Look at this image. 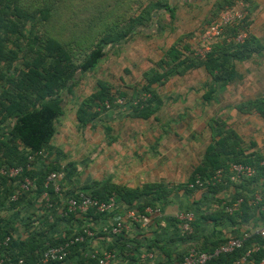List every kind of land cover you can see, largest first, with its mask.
<instances>
[{
	"label": "trees",
	"instance_id": "1",
	"mask_svg": "<svg viewBox=\"0 0 264 264\" xmlns=\"http://www.w3.org/2000/svg\"><path fill=\"white\" fill-rule=\"evenodd\" d=\"M163 1V4L157 5L126 30L102 37L78 66H74L71 56L64 50L62 42L53 37H46L42 40L41 49L37 54L39 66L31 67L27 64V69L18 71L16 75L13 74L14 72L9 74V76L0 72V80L7 81L6 84L8 85L6 88L2 87L0 95L3 99L0 100V107L4 114L13 116L10 124L0 130V168L17 166L26 168L27 164L30 163L32 167L26 169L23 176L15 179L0 177V237L5 233H18L16 225L19 222L24 226V231L18 233L19 235H14L9 244V254L13 261L21 258L28 263L36 261L45 249L46 242H50V244L59 242V240H54L49 235L50 230L52 231L57 226L74 219L75 215L73 214H69V218L64 219L54 215L52 211L44 209L45 213L39 217L36 213L35 204L42 192L46 190L52 195V203L54 204L59 203L60 200H66L68 197L77 196L80 192L100 201L114 197L117 202H123L129 207L134 206L133 204L143 197L146 199L144 204L136 206L139 210H143L146 206L155 207L154 202L161 203L173 191L185 189L189 192L200 189L196 186L193 189L188 188L189 184L195 183L196 178L204 180L217 170H222L227 174L232 164H247L254 167L255 175L242 180L245 183L239 187L240 189L244 187L245 191L236 192L227 204L234 207L232 213L228 214L222 210L220 218L222 221L226 220L231 224L247 222L252 218V213L255 209H260L264 206V201L257 193L259 189L255 188L256 183L264 180V169L260 165L264 159V152L254 150L256 144L253 141L246 143L221 115L215 116L210 123L212 142L205 150L201 165L194 169L186 184L179 186L147 184L141 188L128 189L111 184L109 181H105L102 184L92 182L88 185H81L78 183L77 169L73 166L69 169L68 163L64 161L65 158L60 152H54L56 153H53L55 156L52 154L49 143L54 134V122L63 115L66 99L80 83L83 75L93 71L100 60L106 57L112 48H120L130 36L143 33L145 29L150 31L151 27H155L159 14L167 12L170 19H173L177 3L189 4L196 0ZM234 1L227 0L225 2L227 6H230ZM243 1L247 4L250 0ZM21 4V0H0V62L6 63L8 70L11 68L10 64L15 53L10 49L6 50L5 42L9 33L13 34L17 31L20 35L21 24L24 23L25 25L23 19L26 20L29 17V14L20 6ZM248 4L245 18L238 23L227 26L223 38L213 44L210 52L203 57L193 54L188 41V44L183 43L173 46L167 54V59L160 61L157 65L161 69L168 65H171V67L163 73L152 70L148 83L143 84L137 90L135 96L139 97L140 103L136 106H130L133 116L145 118L156 108L157 97L151 88L152 81H161L169 76L182 74L191 68L203 66L209 73L212 83L224 87L235 77L236 63L247 61L253 55H261L264 52V47L259 44L249 30L252 21L251 15H253L254 10ZM37 10L39 16H41L40 19L47 20L49 18L50 10L47 7L37 8ZM222 10H216L211 19L217 18ZM15 15H18L16 20L14 19ZM144 19L150 21L149 27L145 28L142 23ZM147 31L146 33H148ZM241 33H245L246 37L242 41H236L237 36ZM190 38L188 39L191 40L192 38ZM10 59L11 61L7 63ZM142 93L149 94L150 98L142 101L140 98ZM213 93H215V87L210 86L204 96V100L209 101ZM33 94H35L34 98ZM133 96H126L120 93L114 95L107 90H101L92 97L82 100L77 111L78 121L81 124H85L99 114L119 108V106L114 105L116 98H124L128 103L133 99ZM106 104H109L110 107L107 108ZM236 109L240 113H256L264 119V96L239 104ZM4 133L7 138L3 141L1 137H3ZM42 150L46 151L48 158L53 155V160L45 168L37 171L34 167L40 157L36 156L33 162H29L28 157ZM13 154L14 157L11 158ZM52 171L60 172V192L57 195L53 192L52 187L44 188V179ZM24 176L32 180L33 188L30 192L22 195L16 202H9V196L14 192L17 183ZM228 181L231 182L229 177L225 175L223 183ZM223 183L208 188L212 192H216L222 188ZM256 195L260 197V201H256ZM22 200L27 201L24 202ZM22 205L26 208L24 215L21 214ZM11 209L10 217L4 218L1 215L2 212H8ZM90 215L95 220L100 217L93 211H90ZM203 219L206 218L203 217ZM197 224L198 221H196L195 217L191 223V228H196ZM103 237L110 240L107 250L115 255L117 253L118 256L124 259L132 253L133 248L136 249L137 245L140 246L136 240H133V243H136L134 247L132 241L127 238V234L117 236L106 234ZM225 241L219 239L208 241L204 238L202 247L197 249L201 252H212ZM78 248V246L75 247V249ZM160 249L167 254L165 248L161 247ZM254 249L256 251H253ZM248 251H251V253L246 264H258L264 258V236L249 234L244 239L240 249L230 254H221L207 264H234ZM183 254L174 259L170 258V262L167 264H175L182 258ZM83 264L98 263L95 260H90L83 262Z\"/></svg>",
	"mask_w": 264,
	"mask_h": 264
},
{
	"label": "crops",
	"instance_id": "2",
	"mask_svg": "<svg viewBox=\"0 0 264 264\" xmlns=\"http://www.w3.org/2000/svg\"><path fill=\"white\" fill-rule=\"evenodd\" d=\"M250 2L255 8L259 7V0ZM160 15L157 16L155 27L130 36L121 50L109 52L91 71L93 73L97 68L101 71V65L107 58L112 66H117L115 80L111 82L96 77L88 83L86 75L89 73L83 75L66 99L63 115L54 122V134L49 143L52 154L60 152L68 168L73 166L77 169L78 183L81 185L109 181L117 186L136 189L147 184H186L194 169L201 165L205 150L212 142L210 123L217 115L226 119L246 143L253 141L256 144L254 150L264 152V119L256 113H240L236 109L239 104L264 96V90L260 91L264 88V80L245 75L249 70L251 73L255 71V67L251 66L246 72L245 65L255 58L264 61V52L236 63V75L224 87L214 85L203 66L161 81H152L151 88L156 93L157 106L145 118L134 117L131 110L120 107L99 114L85 124L78 121L77 111L82 100L101 90L114 95L135 96L137 90L150 80L152 70L163 73L171 67L168 65L161 69L157 65L167 59L173 46L186 43L184 32L174 26L161 24ZM176 15L177 8L173 19L168 14L169 21L175 20ZM142 23L145 28L150 25L147 19ZM252 35L264 47L262 38ZM188 43L192 48V40ZM106 71L108 76L110 71L108 68ZM210 86L215 87V93L209 101H205L204 96ZM235 87H238L236 93L233 91ZM42 152L44 156L34 167L37 171L45 168L56 154L48 158L46 151ZM244 183L242 180L224 182L216 192L210 188L189 192L179 189L170 193L161 203L154 202L159 212L152 214L149 227H136L127 237L132 243L136 240L141 247L137 245L125 259L116 253L115 260L110 264H146L141 260L144 250L154 254L155 261L150 264H167L170 258H176L190 247L201 248L204 238L208 241L232 237L245 239L249 234H256L264 227V206L255 209L247 222L231 224L220 218L222 210L227 212V208H232L233 211L234 207L227 204L236 192L245 191L244 187H239ZM255 185L264 201V180ZM145 200L142 197L133 205L138 207ZM63 201L55 205L59 206ZM118 205L129 207L123 202H118ZM184 211H192L198 221L196 228L192 227L188 234L183 232L176 220V215ZM21 214L25 213L22 211ZM189 235L192 236L188 238ZM96 240V246L102 250L110 245V240L105 237ZM132 245L135 247L136 243ZM161 247L167 250V254Z\"/></svg>",
	"mask_w": 264,
	"mask_h": 264
},
{
	"label": "built area",
	"instance_id": "3",
	"mask_svg": "<svg viewBox=\"0 0 264 264\" xmlns=\"http://www.w3.org/2000/svg\"><path fill=\"white\" fill-rule=\"evenodd\" d=\"M246 8L247 4L243 0H235L230 6H226L217 18L195 33L193 37L194 44L191 48L193 54L203 57L206 53L210 52L212 45L223 38L227 26L238 23L245 18L247 15ZM245 37L246 34L241 33L237 36L236 41H242ZM140 98L142 101H145L150 98V95L142 93ZM139 103L140 99L138 96H133V99L128 103L126 99L118 97L115 99L114 105L119 106V108L126 107L131 110L130 106H136ZM106 107L109 108V104H106ZM36 156L42 157L44 155L42 151L30 155L28 157L29 162H33ZM30 164H27L26 168L21 166L1 167L0 177L7 179L21 177L26 169L32 168ZM260 165L264 169V159L261 161ZM225 175L229 177L231 182H239L243 179L253 177L255 175V169L247 164H232L227 174L222 170H217L204 180L196 178L195 183L189 184L188 188L193 189L194 186H196L202 189L222 184ZM59 177L60 172H50L44 179V188L47 189L52 187L53 192L56 195L59 194ZM32 188V180L24 176L22 180L17 183L8 201L11 203L16 202L22 195L30 192ZM51 196L52 195L46 190L42 192L40 198L37 200L35 206L39 204L37 206L38 208H36V213L39 217L45 213L44 210H50L54 215L64 219H68L70 216L69 214L75 215L74 219L70 222L63 223L54 230H50L49 235L52 236L54 240H59V242L54 244L46 242L45 249L42 251L39 258L32 263H28L22 258L13 261L9 254V244L12 237L19 234L5 233L0 237V264H83V262H88L90 260H95L98 264H110L115 260L116 255L107 249L102 250L99 246H96V239L106 234L110 236L122 234L130 235L132 230L136 227L147 229L151 223L152 214L159 212V208L150 206H146L143 210H139L136 206L122 208L118 205L114 197H109L107 200L100 201L83 192H80L77 196L68 197L61 205L57 206L52 203ZM255 199L256 201H260V197L257 195ZM90 211L99 215V219L95 220L92 218ZM227 212L231 213L232 208H227ZM194 219L195 214L192 211L179 212L176 215L177 222L180 223L183 232L186 234L191 232V223ZM256 234L264 236V227L256 232ZM243 241V238H229L212 252H201L195 247H190L175 264H207L221 254H230L240 249ZM77 246L79 248L75 249ZM253 251L256 250L254 249ZM250 253L251 251L246 252L234 264H246L250 257ZM141 256L142 262L146 264L155 261L153 252L144 250ZM258 264H264V258H262Z\"/></svg>",
	"mask_w": 264,
	"mask_h": 264
},
{
	"label": "rangeland",
	"instance_id": "4",
	"mask_svg": "<svg viewBox=\"0 0 264 264\" xmlns=\"http://www.w3.org/2000/svg\"><path fill=\"white\" fill-rule=\"evenodd\" d=\"M227 2V0H225ZM225 1L217 0H196L191 5H182L177 3V15L175 20L169 21L168 14L160 15V23L179 29L184 32L186 44L187 41L192 40L195 33L203 29L213 17L214 12L222 10L227 6ZM234 1V0H232ZM21 7L29 15L28 19H23L24 23L21 24L20 35L16 32L9 33L8 39L5 42L6 50H12L15 55L10 61L11 68L4 62H0V72L4 75L13 73L17 74L20 70H26L27 64L31 67L39 66L37 54L42 46V40L46 37H53L54 39L63 43L64 50L70 56L74 66H78L89 52L95 47L97 42L104 36L116 34L126 30L128 27L135 24L139 18H143L149 11L159 4H163V0H21ZM249 3V4H248ZM247 4L254 10L251 15V24L249 30L251 34H256L264 41V0H259V7L255 8L249 1ZM47 7L50 10V16L46 20L40 19L37 8ZM37 10V11H36ZM22 16V15H20ZM18 19L15 15L14 19ZM24 18V16H23ZM169 27V28H170ZM187 40V41H186ZM126 43L120 48H112L110 53L121 50ZM130 46V45H129ZM107 59V58H106ZM104 60L101 65L102 70L97 68L96 71L85 73L88 83L93 82L92 79L99 77L100 79H107L111 82L115 80L117 74V66H112L108 60ZM263 62V64H262ZM261 63V65H260ZM259 64V65H258ZM251 66L255 67L253 73L248 72ZM258 66V67H256ZM109 69V75H106V69ZM245 75L248 78L256 76L264 80V61L259 58L251 63L245 65ZM91 73V74H90ZM104 75H103V74ZM94 75V76H93ZM90 76H93L90 78ZM245 76V77H246ZM7 81L0 80V94L2 87L6 88ZM264 90L261 88L260 91ZM233 91L236 93L238 87ZM248 92V91H247ZM246 92V93H247ZM33 98L35 94L32 95ZM3 98L0 95V100ZM46 99V98H45ZM226 106V105H225ZM221 111V110H220ZM12 115L7 116L4 114L0 107V130L7 127L11 120ZM247 128V127H245ZM7 137L5 133L1 140ZM1 154V151H0ZM14 157V154L11 158ZM79 177H77L78 179ZM28 200V199H27ZM22 200V201H27ZM25 213L26 208L22 205ZM12 209L2 212L4 218L10 217ZM21 213V212H20ZM21 216V215H20ZM18 233L24 231V226L18 223L16 226Z\"/></svg>",
	"mask_w": 264,
	"mask_h": 264
}]
</instances>
